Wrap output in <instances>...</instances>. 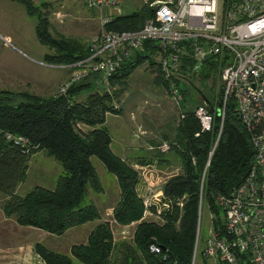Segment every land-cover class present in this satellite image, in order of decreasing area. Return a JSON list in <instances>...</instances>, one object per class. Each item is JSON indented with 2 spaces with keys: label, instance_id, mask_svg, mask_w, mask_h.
Wrapping results in <instances>:
<instances>
[{
  "label": "trees",
  "instance_id": "obj_1",
  "mask_svg": "<svg viewBox=\"0 0 264 264\" xmlns=\"http://www.w3.org/2000/svg\"><path fill=\"white\" fill-rule=\"evenodd\" d=\"M15 1L25 8L30 18H37L35 35L39 43L55 51L44 55L43 61L46 64L70 65L90 55L84 44L81 47L75 42L58 43L54 40L31 0ZM146 10L137 15L114 17L103 26V30H139L145 19L151 16L150 9ZM144 46L142 53L128 60L107 80L122 82L143 62L152 60V55L147 52L154 50L153 44L145 42ZM191 67L190 63L182 66L176 79L183 99L184 87L180 83L185 78L189 79ZM216 67L213 63L205 65L199 75L201 82L204 83ZM158 73L165 90L166 84L159 68ZM93 79H96L95 75L72 85L64 94L57 92L49 97L0 91V193L5 197L1 206L4 215L14 219L18 226L35 228L54 236H61L69 229L89 222H97L87 242L73 245L69 255L49 251L36 243L34 250L44 264H191L198 220L200 180L213 143L218 137L204 177L202 197L216 218L212 223L217 232L223 234L224 230L222 211L216 206L214 197L226 195L239 186L254 164L251 134L239 116L235 99L230 97L227 100L222 120L218 114V109L222 108L219 104L222 91L215 101L199 94V98L204 96V101L209 104L214 115L213 128L209 132H200V125L192 113H186L185 118L178 121L176 134L170 142L177 144L171 152L182 161V174L172 177L162 186L170 205L161 216L163 224H160L143 221L144 207L137 192V174L109 148L111 137L103 125L107 114L120 113V110L112 108V102L117 96L115 92V95L92 92L94 85L90 81ZM188 81L189 85L192 84V80ZM81 94H86L84 100H80ZM200 104H203L201 98ZM79 123L89 127L90 131L81 133L77 126ZM7 133L23 138L26 145L32 147L29 153L24 152V147L7 141ZM196 133L199 135L195 136ZM35 149L45 151L52 157L61 166L62 173L57 176L51 189L34 187L21 196L16 193V189L25 179L27 163L36 152ZM157 152L158 160H161L165 154L159 150ZM92 158L98 159L116 178L119 199L113 207L112 218L119 226L136 224L130 242L116 243L110 224L101 220L92 202H86L90 189L95 193L102 192ZM192 158L195 160L194 165ZM142 162L139 164H146ZM183 196V206L179 207L177 202ZM152 243L162 248L163 256L149 252L148 247Z\"/></svg>",
  "mask_w": 264,
  "mask_h": 264
},
{
  "label": "built area",
  "instance_id": "obj_2",
  "mask_svg": "<svg viewBox=\"0 0 264 264\" xmlns=\"http://www.w3.org/2000/svg\"><path fill=\"white\" fill-rule=\"evenodd\" d=\"M124 1L82 0L87 9L99 11L118 9ZM144 3L151 16L139 30L102 29L84 44L89 56L70 65L51 66L69 72L58 93H66L72 85L92 75L106 81L128 60L142 53L145 42H150L154 50L147 53L156 59L166 84V95L179 111V120L184 119L186 113H192L200 132H209L214 122L209 104L203 99V104L194 109L182 108L183 96L176 79L182 66L189 63L192 67L188 77L199 74L209 63L221 67L223 88L219 104L222 108L218 109V114L223 120L225 104L233 97L239 116L251 134L255 155L253 167L244 181L228 194L214 197L222 211L224 233L217 232L212 225L200 256L210 264H264V0H144ZM110 21V17L102 19V26ZM189 79L183 81L189 83ZM5 138L24 147L25 153L32 148L21 137L7 133ZM217 141L218 137L208 152L201 175L191 264H195L198 257L204 177ZM175 146V142L167 141L157 149L170 153ZM191 161L194 165V158ZM155 180L143 183L141 191L139 182L137 192L144 207L143 221L161 223L170 201L163 194L164 183L153 182ZM177 205L183 206L181 201ZM148 216L155 220L146 219ZM148 249L163 256L157 244H150Z\"/></svg>",
  "mask_w": 264,
  "mask_h": 264
},
{
  "label": "rangeland",
  "instance_id": "obj_3",
  "mask_svg": "<svg viewBox=\"0 0 264 264\" xmlns=\"http://www.w3.org/2000/svg\"><path fill=\"white\" fill-rule=\"evenodd\" d=\"M7 2V0L0 1V13L17 14L22 11L21 6ZM31 3L36 8V13L41 16H39L40 19L46 22V29L54 40L58 43L68 41L67 43L74 44L75 42L81 47L103 29L102 19L126 17L137 15L143 10L147 11L144 0H125L118 9L109 11L89 10L82 0H31ZM10 5L11 7H8ZM2 21V24H6L8 29L15 30L16 33L13 41L7 39L9 44H6L2 40L4 33L0 30V43L7 45L0 49V88L17 90V87L24 86L23 84L29 82L32 89H37L38 86H41L42 77L49 81L57 73L61 74V71L68 77L69 72L67 70L51 67L53 65L43 61L46 53H54L55 51L40 44L37 40L33 29V24L36 25L37 23L36 17L6 15ZM42 65H47L50 68H43ZM220 69L221 67L217 66L215 72H212L204 83L201 82V76L199 77L203 69L199 71V74L189 75L192 84L189 85L184 81L180 83L184 87L185 94L184 107L182 105V108L194 109L201 105L198 98L199 93L213 101L220 97L223 88ZM63 82L58 86H49L45 92L47 94L45 97H49L51 94L55 95ZM90 83L94 85L92 92L99 91L109 94L115 92L117 96L116 100L112 102V108L120 110V113L107 114L103 126L111 137V144L109 145L111 152L135 171L138 182H141L140 191L143 189V183L152 182V179H156L153 182L160 181L165 184L172 177L182 174V161L177 154L171 156L170 153L169 156V152H165L166 156L163 158L167 162L164 163L163 158L158 160V150H154L153 147L150 148L153 135L156 136L157 144L174 139L175 129L179 121V111L169 101L159 80L156 59L152 58V60L148 59L143 62L122 82L103 81L96 76V79L91 80ZM42 85L47 84L42 83ZM85 97L86 94H81L80 100H84ZM77 126L81 133L90 131V128L82 123L77 124ZM165 139L167 141H164ZM34 151L36 152L33 153L27 163L25 179L20 183L21 185L18 184L17 194L21 196L34 187L51 189L55 184L57 175L61 174V166L45 151H38V149ZM142 161L146 164H139ZM149 161L151 162L149 163ZM92 164L99 177L102 192L95 193L90 189L86 202H92L97 207L101 220L110 224L113 240L116 243L130 242L136 224L120 228L113 223L112 210L119 199V187L116 178L104 168L98 159L92 158ZM184 199L185 196L180 201ZM3 202L1 200L0 206ZM146 219L155 220L153 216H148ZM215 219L207 204L203 202L200 216L198 257L195 264H210L209 261L201 258L200 252L209 231L212 229V221ZM8 221V223L5 222V227H2L7 228L2 238L4 242L7 240L6 243H16L18 238H23L24 233L14 230L15 225L12 223V221L15 222L14 219L9 218ZM96 224L97 222H89V224L81 228H73L61 236L28 230L27 238L36 240L49 251L69 255L73 245H82L87 242V233L91 232ZM160 224H163V221ZM29 251L28 249V254ZM36 259L42 261L39 256ZM31 262L33 264L38 263L34 260Z\"/></svg>",
  "mask_w": 264,
  "mask_h": 264
},
{
  "label": "crops",
  "instance_id": "obj_4",
  "mask_svg": "<svg viewBox=\"0 0 264 264\" xmlns=\"http://www.w3.org/2000/svg\"><path fill=\"white\" fill-rule=\"evenodd\" d=\"M0 1H2V0H0ZM7 1H8L7 2L8 4L9 3H15L16 5L22 7V11L20 13L18 12L17 14H14V13H0V30H2V32L4 33L3 37H2V40H3L4 43L9 44V41H13L14 35H15L16 32H15V30H12L10 28L8 29L6 24H2V22H3L2 18L4 16H6V15H10L12 17H15V15H20L21 17H23V15L24 16L26 15L27 18L29 16L26 14L25 8L22 5L18 4L15 0H7ZM8 7H11V5L8 6ZM33 29L35 31V25L34 24H33ZM19 32H20V30H19ZM0 45H1L0 49L1 48L3 49V48H5V46H7V45L1 44V43H0ZM42 67L43 68H50L47 65H42ZM62 73L64 74V72L61 71V74L57 73V75L55 77L52 76L49 81H48L47 78H45V77L43 78L42 77V80L40 82H42L44 84H47V85H42V83H41V86H38L37 89H35V88L32 89L31 84L29 82H27V84H23L24 86H19V88L17 87L16 88L17 90H8V89H5V88H0V91L2 90V91H12V92H26V93L33 94V95H36V96H39V97H45V95H47L45 92L47 91L49 86H52V85L58 86L60 83H62L64 81L65 77H67V76H65L66 74L63 75ZM45 82H47V83H45ZM200 98L203 100L204 96H201ZM152 138H153V141L151 140L152 141V143H151L152 146H150V148L153 147L154 150H158L157 147L161 143L157 144V142L155 140L156 136L153 135ZM169 140H171V139H169ZM151 141H149V142H151ZM164 141H167V140L165 139ZM172 154H174V153L171 152V156H172ZM169 156H170V153H169ZM164 161H165L164 163L167 162L166 159H164ZM61 173H62V169H61ZM57 176H59V175H57ZM18 187L16 189V193H17V190L19 189ZM1 200L4 201L5 199H4V196L0 193V202H1ZM8 220H9V218H7L4 215V213L2 211V208L0 206V264H31L32 263L31 260L37 261L38 262V263L36 262L37 264H44L42 261H40V260L38 261L39 258L36 259L38 256H37V254L34 251V246L38 242L36 240L33 241V240L27 238L28 237V232H29L28 230L37 231V232H42V231L37 230L35 228H30V227H21V226H18L14 221H12V223H14V225H15L14 230H16L17 232L24 233L22 235L23 238L22 239L18 238L16 243H11V242L10 243H6L7 240H5V242H4V239L2 237H4L5 229H7V228H2V227H5L4 224H5V222L8 223L9 222ZM113 223H114V221H113ZM87 224H89V223H86V224H84L82 226H85ZM82 226H78V227H75V228L76 229L77 228H81ZM116 226H118L120 228L126 227V226H119V225H116ZM72 229H69L65 233L70 232ZM89 234H90V232L87 233V236H89ZM28 249L30 250L29 254H28ZM29 259H31V260H29Z\"/></svg>",
  "mask_w": 264,
  "mask_h": 264
}]
</instances>
